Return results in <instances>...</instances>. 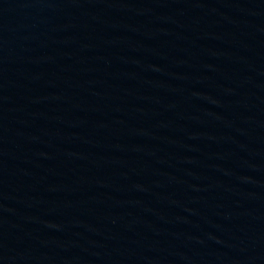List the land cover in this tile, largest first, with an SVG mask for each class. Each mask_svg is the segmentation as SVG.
Segmentation results:
<instances>
[{
  "label": "water",
  "instance_id": "1",
  "mask_svg": "<svg viewBox=\"0 0 264 264\" xmlns=\"http://www.w3.org/2000/svg\"><path fill=\"white\" fill-rule=\"evenodd\" d=\"M0 264H264V0H0Z\"/></svg>",
  "mask_w": 264,
  "mask_h": 264
}]
</instances>
